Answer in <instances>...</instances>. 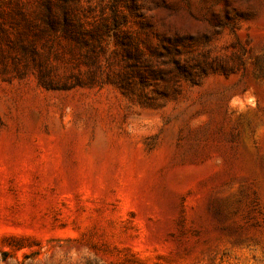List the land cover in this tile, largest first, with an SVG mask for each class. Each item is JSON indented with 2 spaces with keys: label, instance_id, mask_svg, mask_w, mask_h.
Returning <instances> with one entry per match:
<instances>
[{
  "label": "rangeland",
  "instance_id": "1",
  "mask_svg": "<svg viewBox=\"0 0 264 264\" xmlns=\"http://www.w3.org/2000/svg\"><path fill=\"white\" fill-rule=\"evenodd\" d=\"M56 1L101 37L0 40V264H264V0Z\"/></svg>",
  "mask_w": 264,
  "mask_h": 264
},
{
  "label": "trees",
  "instance_id": "2",
  "mask_svg": "<svg viewBox=\"0 0 264 264\" xmlns=\"http://www.w3.org/2000/svg\"><path fill=\"white\" fill-rule=\"evenodd\" d=\"M28 0H0V40L4 41L9 55H15L24 67L30 64L39 67L37 73L38 83L48 88H56L54 75V63L50 55L63 57L56 46L65 48V42H73L75 45L87 49L85 59H90L93 47L90 42L100 39V35L84 23L70 18L67 8L57 4L56 0H39L35 8L28 7ZM37 3V1H36ZM58 8L59 15L55 14ZM69 51L72 49L67 47ZM13 52V54L11 53ZM73 81L80 84V76L71 74ZM89 80L94 79L89 74ZM20 247V246H18Z\"/></svg>",
  "mask_w": 264,
  "mask_h": 264
}]
</instances>
